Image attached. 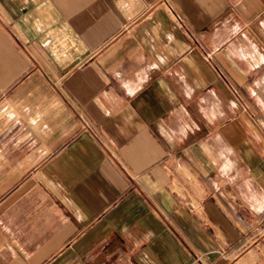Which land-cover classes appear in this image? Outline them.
Here are the masks:
<instances>
[{
  "label": "crops",
  "instance_id": "obj_1",
  "mask_svg": "<svg viewBox=\"0 0 264 264\" xmlns=\"http://www.w3.org/2000/svg\"><path fill=\"white\" fill-rule=\"evenodd\" d=\"M0 264H264V0H0Z\"/></svg>",
  "mask_w": 264,
  "mask_h": 264
}]
</instances>
